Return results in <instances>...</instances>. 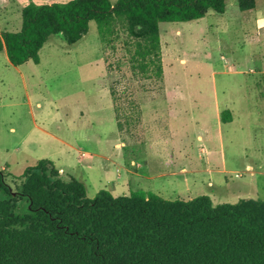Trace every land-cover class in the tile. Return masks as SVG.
Wrapping results in <instances>:
<instances>
[{"label":"rangeland","instance_id":"374dc122","mask_svg":"<svg viewBox=\"0 0 264 264\" xmlns=\"http://www.w3.org/2000/svg\"><path fill=\"white\" fill-rule=\"evenodd\" d=\"M29 1L68 0H0V31L20 29ZM224 2L221 15L159 24L160 81L132 78L120 41H100L94 23L75 45L52 37L37 65L0 52V170L19 177L49 160L89 198L264 201V0L245 12ZM111 90L138 104L137 126L117 131Z\"/></svg>","mask_w":264,"mask_h":264},{"label":"trees","instance_id":"16d2710c","mask_svg":"<svg viewBox=\"0 0 264 264\" xmlns=\"http://www.w3.org/2000/svg\"><path fill=\"white\" fill-rule=\"evenodd\" d=\"M240 12L255 0H236ZM209 11L223 14L224 0H68L21 10L18 31H0V52L19 67L37 65L54 36L78 43L94 23L100 41H120L135 80L163 77L160 23H185ZM116 129L141 121L135 100L110 91ZM220 120L231 122L229 111ZM0 264H264V201L213 205L208 196L164 200L137 190L93 198L84 183L63 180L40 160L19 177L0 170Z\"/></svg>","mask_w":264,"mask_h":264},{"label":"crops","instance_id":"0c3cea01","mask_svg":"<svg viewBox=\"0 0 264 264\" xmlns=\"http://www.w3.org/2000/svg\"><path fill=\"white\" fill-rule=\"evenodd\" d=\"M232 121V120H231ZM134 175H137V173H133Z\"/></svg>","mask_w":264,"mask_h":264}]
</instances>
